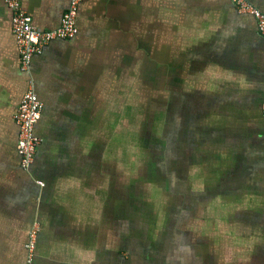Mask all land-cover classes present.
<instances>
[{
  "label": "crops",
  "instance_id": "crops-1",
  "mask_svg": "<svg viewBox=\"0 0 264 264\" xmlns=\"http://www.w3.org/2000/svg\"><path fill=\"white\" fill-rule=\"evenodd\" d=\"M18 1L42 31L58 28L70 3ZM249 2L264 13V0ZM77 28L27 73L0 0V264H264V38L255 18L232 0H83ZM159 74L167 149L152 166L168 215H139L141 200L124 197L122 109L146 106L135 97L146 98ZM31 83L44 111L26 170L15 116Z\"/></svg>",
  "mask_w": 264,
  "mask_h": 264
},
{
  "label": "built area",
  "instance_id": "built-area-1",
  "mask_svg": "<svg viewBox=\"0 0 264 264\" xmlns=\"http://www.w3.org/2000/svg\"><path fill=\"white\" fill-rule=\"evenodd\" d=\"M82 1L70 0L60 26L50 31H42L33 25L31 15L22 8L18 0H4L12 13V33L15 37L21 66L25 72L30 73L35 56L42 53L52 41L72 39L77 35V17ZM232 2L240 13L255 18L257 33L264 38V13L254 7L249 0H232ZM43 111L44 103L31 83L15 116L20 127L18 150L22 156L21 166L26 170H29L33 164L36 151L42 142L37 133V126L42 119ZM261 117L264 121V101L261 104ZM37 233L38 227L34 225L26 244L30 258L36 245Z\"/></svg>",
  "mask_w": 264,
  "mask_h": 264
},
{
  "label": "rangeland",
  "instance_id": "rangeland-1",
  "mask_svg": "<svg viewBox=\"0 0 264 264\" xmlns=\"http://www.w3.org/2000/svg\"><path fill=\"white\" fill-rule=\"evenodd\" d=\"M142 89L143 86H140ZM143 93V89L141 90V94ZM149 99V98H148ZM146 101L147 98L141 99L140 96L135 97V101ZM140 101V102H142ZM139 106L137 102L135 106L131 108H124L122 109V125H121V153L123 154V165H124V178H123V190H124V197L127 195V199L129 201L132 200H141L143 207L141 208V212L139 215H161L164 210V202L162 201V194H163V178L162 175L158 173V171L152 169L154 172V177L152 173L149 172V168L147 169V163L144 161L145 155L140 151L139 145H145L147 143L143 142L144 134L141 129L138 127L134 128V123H129L128 120L129 116L131 118L135 117ZM145 106H143L144 108ZM145 109V108H144ZM126 113L125 115L123 114ZM127 116V117H125ZM134 121V120H133ZM142 127V126H140ZM132 136L134 139H132ZM142 140V141H141ZM138 141V142H137ZM139 143V144H137ZM151 160V157H148ZM138 163V166H136ZM150 163V162H149ZM146 165V166H145ZM148 176L149 179H155L158 182L156 185L161 187L162 190L156 189L155 195L152 193L150 186H148V181L145 179ZM152 194L154 197L152 198ZM154 207V208H153ZM125 212V211H124ZM166 215H168L167 212Z\"/></svg>",
  "mask_w": 264,
  "mask_h": 264
},
{
  "label": "flooded vegetation",
  "instance_id": "flooded-vegetation-1",
  "mask_svg": "<svg viewBox=\"0 0 264 264\" xmlns=\"http://www.w3.org/2000/svg\"><path fill=\"white\" fill-rule=\"evenodd\" d=\"M146 90H147L146 97L148 100V104H146V106L144 107L145 109L142 107L143 110L142 111L139 110V112L133 118L134 121L132 122L134 123V128L135 127H138L139 129L143 128L142 129L144 134L143 142L147 144L142 146L139 145V148L140 151L143 153V155H145V159H144L145 162H147L146 160H148L149 156L151 157V160H149L150 162L149 167L146 166V168L147 169L149 168L148 169L149 172H151L152 176L154 177V172L152 171V169L155 170V168H153L152 166L153 163L152 160L154 159V157L161 155L163 151H166L167 149L166 148L167 142L166 139L164 138L165 135L163 133V123H164V112L165 109L168 107V104L164 99V94L168 92L162 90V81L159 82L157 76H154L153 79H151L150 83L146 87ZM155 111H157L158 114H155L154 117ZM157 116L160 118L156 119ZM17 148H18V144H17ZM21 161H22V156H21ZM158 173L162 175L161 171L159 170ZM145 179L148 181L147 183L148 186H150L151 189H153L152 193L153 192L155 193L157 188L159 190L162 189L161 187H158L156 185V183L158 182L157 180L153 178L149 179L148 176ZM123 206L126 214L135 215V209L133 208V206L130 204L129 201L124 200Z\"/></svg>",
  "mask_w": 264,
  "mask_h": 264
},
{
  "label": "water",
  "instance_id": "water-1",
  "mask_svg": "<svg viewBox=\"0 0 264 264\" xmlns=\"http://www.w3.org/2000/svg\"><path fill=\"white\" fill-rule=\"evenodd\" d=\"M174 77H175V79H176V81L178 80V75L177 74H174ZM158 78V81L160 82L161 81V75L159 74V76L157 77ZM177 88H178V86H176ZM176 94H177V97H179V95H178V89H176V92H175ZM147 98V97H146ZM177 103V102H176ZM178 104V103H177ZM177 104H174L175 105V107L177 106ZM138 108H140L141 109V111L143 110V108L141 107V106H139ZM163 110H164V108H163ZM139 112V110L137 111V113ZM174 113L176 114V117H177V114H178V107H176V108H174ZM155 114H158L157 113V111H155V113H154V117H155ZM136 115V114H135ZM162 116H163V114H162ZM175 117V118H176ZM158 118H160V117H156V119H158ZM155 119V118H154ZM153 119V120H154ZM39 135V134H38ZM40 137V136H39ZM132 139H134L133 138V136H132ZM171 148L172 149H174V150H179V148H180V140L177 138V137H175L174 139H172L171 140Z\"/></svg>",
  "mask_w": 264,
  "mask_h": 264
}]
</instances>
